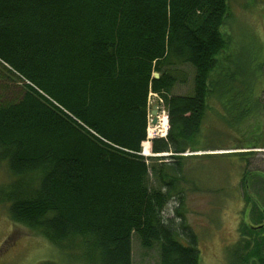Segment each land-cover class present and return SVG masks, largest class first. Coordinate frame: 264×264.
<instances>
[{
	"label": "trees",
	"instance_id": "obj_1",
	"mask_svg": "<svg viewBox=\"0 0 264 264\" xmlns=\"http://www.w3.org/2000/svg\"><path fill=\"white\" fill-rule=\"evenodd\" d=\"M230 13L229 0H0V65L27 81L0 101V203L62 253L38 264H132L133 236L158 247L159 264L200 263L183 207L187 151L215 125L239 148L260 139L264 62L255 73L231 58ZM184 64L192 92L172 93ZM150 93L167 128L148 137ZM240 231L237 264H264V224Z\"/></svg>",
	"mask_w": 264,
	"mask_h": 264
},
{
	"label": "rangeland",
	"instance_id": "obj_2",
	"mask_svg": "<svg viewBox=\"0 0 264 264\" xmlns=\"http://www.w3.org/2000/svg\"><path fill=\"white\" fill-rule=\"evenodd\" d=\"M229 7L231 17L225 29L231 35L228 52L245 69L249 67L256 73L264 62V0H229ZM179 69L185 74V82L174 84L171 92L191 93L192 69L187 64ZM255 78L252 75L251 81L245 80L251 85L253 96L260 91V83ZM26 82L3 71L0 65V101L20 98ZM261 101L257 147L239 148V141L234 138L239 139L238 136L228 137L221 126L215 125L205 131L206 147L187 151L183 207L185 221L197 235L199 264H237L234 249L240 229L247 236L245 231L252 225L242 222L243 213L250 205L251 214L264 209V91ZM153 103L158 104V121L154 125L149 123L148 132L161 135L158 125L163 116L166 118V112L162 98L156 93L149 95V106ZM146 141L142 143V152ZM234 143L237 145L233 146ZM238 151L248 152L240 155ZM242 173L248 176L245 182ZM9 177L6 166L0 163V183ZM178 201L174 198L168 202L166 215H171ZM6 212V204L0 203V264H38L44 259H61L62 253L50 241L34 229L12 221ZM131 261L132 264H159V249L156 245L143 247L133 236Z\"/></svg>",
	"mask_w": 264,
	"mask_h": 264
},
{
	"label": "flooded vegetation",
	"instance_id": "obj_3",
	"mask_svg": "<svg viewBox=\"0 0 264 264\" xmlns=\"http://www.w3.org/2000/svg\"><path fill=\"white\" fill-rule=\"evenodd\" d=\"M251 209V205L249 206V208H247V210L243 213V218H242V222L244 223H249V224H264V217H260V219L257 217V215L255 214H251L250 212ZM263 209V208H261ZM258 219V220H257Z\"/></svg>",
	"mask_w": 264,
	"mask_h": 264
},
{
	"label": "water",
	"instance_id": "obj_4",
	"mask_svg": "<svg viewBox=\"0 0 264 264\" xmlns=\"http://www.w3.org/2000/svg\"><path fill=\"white\" fill-rule=\"evenodd\" d=\"M153 76L154 77H158V73L157 72H153ZM150 116H151V119H150V123L152 125L156 124L157 121H158V104L157 103H153L150 107Z\"/></svg>",
	"mask_w": 264,
	"mask_h": 264
},
{
	"label": "bare ground",
	"instance_id": "obj_5",
	"mask_svg": "<svg viewBox=\"0 0 264 264\" xmlns=\"http://www.w3.org/2000/svg\"><path fill=\"white\" fill-rule=\"evenodd\" d=\"M158 126H160L161 127V132L163 133L164 131H165V129L167 128V121H166V118L163 116L162 118H161V120H160V124L158 125ZM151 127V126H150ZM149 133H150V135H152V132L151 131H149ZM147 143V144H146ZM145 146H144V151H143V153L144 154H149L150 152L149 151H147V149H148V141H146L145 143ZM148 152V153H147Z\"/></svg>",
	"mask_w": 264,
	"mask_h": 264
}]
</instances>
